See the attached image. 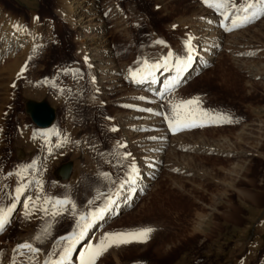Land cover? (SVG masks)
Masks as SVG:
<instances>
[{
  "label": "rangeland",
  "instance_id": "374dc122",
  "mask_svg": "<svg viewBox=\"0 0 264 264\" xmlns=\"http://www.w3.org/2000/svg\"><path fill=\"white\" fill-rule=\"evenodd\" d=\"M68 2L75 6L74 23L66 19ZM218 2L0 0V180H6L0 210L13 203L12 223L0 232V264H53L66 247L74 264H80L81 254L105 234L144 228L152 229L146 240L114 244L95 264H264V6L258 0H227L222 7ZM253 12L258 18L233 26L234 18ZM202 16L208 19L200 25L211 19L222 32L214 59L167 89L158 102L135 93L125 99L129 104H118L122 92L105 89L99 95L93 90L99 72L89 67V57L98 43H108L114 53L127 46L129 53L116 55L118 61L138 65L144 52L148 57L157 52L159 40L183 48L188 33L199 37ZM170 24L175 27L168 29ZM13 28L22 35L17 44L12 36L6 39ZM124 32L127 40L120 35ZM179 55L185 57L184 51ZM124 82L131 86V78ZM92 97L99 107H89ZM197 98L198 103H183ZM28 100L53 108L49 127L33 122ZM79 110L94 121L89 117L92 122L88 118L82 126L75 120ZM113 113H126L128 123L151 127L130 132L114 122L115 131L108 130L101 119ZM137 114H142L140 120ZM67 128L71 146L64 144L67 138L56 137ZM159 129L166 130L167 142L180 138L173 148L167 144L173 150H166L167 165L154 161V183L136 197L131 189L122 193L128 205L123 203L121 215L94 235L97 224L91 226L90 219L126 176L125 154L132 156L137 136ZM28 133L33 134V152L28 153L29 147L19 152L17 140ZM45 149L56 153L49 167L42 161ZM67 163L71 171L64 178L59 169ZM101 175L108 178L107 187L73 196L75 176L96 181ZM11 187L20 191L13 195ZM86 228L91 235L77 242ZM21 244L35 246L40 255L25 259L23 253L30 250L18 248Z\"/></svg>",
  "mask_w": 264,
  "mask_h": 264
},
{
  "label": "bare ground",
  "instance_id": "6f19581e",
  "mask_svg": "<svg viewBox=\"0 0 264 264\" xmlns=\"http://www.w3.org/2000/svg\"><path fill=\"white\" fill-rule=\"evenodd\" d=\"M68 4H69V6L67 5V8H66V19L70 23H72L74 21V18H75V15L73 14L75 6L71 5L70 2H68ZM79 14L81 16L83 15V13H79ZM196 17H198V16H196ZM206 19H208V18L205 16H202L198 19L199 26H201V28H199V31H200L199 37L189 36L190 33H192V31L190 33H188V35H186L185 38L182 37L184 39V47L183 48H181L178 45L173 46L168 41L166 42V41L159 40V41H162V43H159L156 41L159 44L157 52L152 54L151 57L146 56V54L144 52L142 55L141 61L138 65L131 64L130 63L131 61H129V60H125L124 62L118 61L116 55L125 56L129 53L127 46L126 47H125V45L122 46V48L119 50L118 53H116V52L114 53V51H112L108 47V43H105V42H104V44L98 43L99 45L97 44V46H96V52L92 53L91 54L92 56H90V57L88 56L89 57V67L92 69H95L97 72H99V73H94L95 74V76H94L95 80H93V84H94L93 90L97 91L99 95L105 93V91H104L105 89H109L108 92H112V93L122 92V95L117 98V101H115L118 104H129V102H127L125 99L128 96H131V94H135V93L140 94L141 96L145 97L147 100L158 102V100H160V98L165 94V91L167 89H169L170 87L175 88L177 85L182 84L186 78H190L194 72H196L197 70H200L202 67H204L205 65H207L208 63H210L214 59V55L212 53L215 52L217 47L220 45L219 40H220V37L222 36V32L220 33V30L218 29L216 23L212 22L211 19H210V22L207 23V25H205V26L200 25L201 24L200 22H202V20H206ZM100 23H98L96 26H94V28H98L101 25ZM174 27H175V25L173 26L170 24V26H168V29H173ZM120 28H122V27H120ZM102 31H103V29H102ZM95 33H97V32H95ZM120 35L122 37H125V39L128 38V36H129L127 34V32L126 33L125 32L120 33ZM10 36H12L15 39V41L22 38V35H20L19 30L17 28H13L12 32L6 36V39H8ZM95 37H93V38H95ZM189 37H191V52L189 51V47L187 44ZM90 38H92V37H90ZM161 39H163V38H161ZM101 40H102V38H101ZM15 41H14V43L17 44V41L16 42ZM103 41H107V39H104ZM163 46L165 47V49L163 48ZM93 48H95V47H93ZM78 49H81V47ZM179 50L184 51L185 57H181L179 55ZM78 53H80V51ZM80 56L82 58L84 56V53H82ZM189 56H191V59H189ZM145 62H147L148 65H159V66L158 67H146ZM103 63H106V65L103 66ZM13 64H15V63H13ZM135 66H139V68H136ZM12 68H14V67H12ZM8 69H9V67H8ZM96 74L98 75L97 78H96ZM128 78H131V81H132L131 86H124V84H125L124 80H126V79L128 80ZM125 91H127V92H125ZM93 98L94 97L89 99V103H88L89 107H91V108L99 107V105H97L98 101L96 99H93ZM101 103H102V105H108V102L106 103L104 101H101ZM130 104H131V102H130ZM142 108H144V107H142ZM148 108H146V110ZM76 113L77 114L74 113L75 114V120L79 121L82 126H84V124H86L87 121L89 122V120H90V122H92V120L94 121V119L89 115V113L84 111V110H79ZM131 115H134V113ZM140 115H142V114H140ZM116 116H118L119 118H116ZM123 116L128 117L129 115L126 113L125 114H122V113L117 114L116 113L114 115H111L109 118L104 117V119H101L102 121L104 120L103 123H105V126L103 125V127L107 128L108 130L116 129L115 126L118 122H121L124 131H125V129H128L127 131H130V132H132L133 129L137 130L136 128H138V126H139V128L140 127H144V128L151 127L149 125L147 126L146 123L140 124L141 122H138L137 124L128 123V119L123 118ZM139 116L137 114V116H135V117H138V119H139L140 118ZM89 117L92 118V120ZM72 118H74V117H72ZM88 118H89V120H88ZM157 121H159V120H156V122ZM67 122L68 121H66V123ZM69 122L71 123V121H69ZM114 122L115 123L117 122V123L115 124ZM142 122H144V121H142ZM51 123L48 126L40 127V128H47L51 125ZM71 125H68V126H71ZM64 129H66L65 126H64ZM68 130L69 129L67 128V131H65V132L62 131V134L60 133L56 137L62 140V136L65 137L67 135L66 133H68ZM121 132H123V131H121ZM104 133H103L104 136L103 135L100 136L103 139V142L105 141V139L107 137V134H104ZM135 134L137 135L138 133H135ZM82 136H80L81 139H83ZM166 136H167L166 130H160L154 134L147 133L145 135H142V136L140 135V136L136 137V140H135L136 142L134 144L135 145L134 153L132 154L131 157L127 155V157L124 158V160L128 163L127 164V171L125 174L126 176L121 179V181L117 184V188L115 187L114 192L110 195L108 200L105 203H103V205L99 208V209H105V210L97 218V216L95 215L97 213V211L99 210V209H97L90 219V220H92V223L90 224L91 226L93 224H97L96 227L94 228V230L91 231L92 233L94 232V235H97L101 231H103V229L105 227L104 225H107L113 218H116L117 216L121 215L120 210H122V208H126V206L128 205L126 203L129 202V200H127V202H122V200L120 198V197H122L121 196L122 193L126 194L127 191L129 189H131V190L135 191V197H136V196H139L140 194H142L141 192H143V193L146 192L148 184L154 183V180L152 181V179L154 177V174L152 173L153 172L152 167L155 166V164L153 162L156 161L159 163V165L164 166V163L166 164L165 160H167V157H168L166 154V150L167 151L169 150V152L171 154H173L172 148L174 146H176L178 143L179 136H178V138H176L175 136H174V138H170L169 142H167L165 140ZM65 138H67V137H65ZM32 140H33V134H31V133L24 134V135L21 134L20 139L17 140V143L19 144L18 151L20 152L24 148L29 147L28 153L33 152L34 146L32 145L33 144ZM77 140H75V141H77ZM156 140H165V141L161 142V143H157V145H156L154 142ZM97 141H99V140H97ZM60 143H62V142H60ZM168 143L170 144V146H172V148L169 146L170 149H169V147L167 149ZM64 144L66 146L67 145L71 146L73 144V140H70L69 138H67V140H64ZM183 144H184V142H183ZM83 146H84V144L82 145V147ZM118 151L119 150L116 149L113 152H114V154L117 155V153H119ZM128 151L126 153H128ZM52 152H54V151H51V149L50 150L45 149L43 151V153L41 152L42 156L44 158L42 161H43V164L46 165V167H49L54 162V156L56 155V153H52ZM114 154H112V155H114ZM114 157H116V156H114ZM113 162L115 163L116 159L115 160L112 159V164H113ZM87 165H88V163H87ZM156 166H158V165H156ZM83 167H84V165H83ZM169 167H171V166H169ZM114 170H115V168L111 169L112 174L114 173ZM70 171H71V165H69L68 168L65 169V171H64L65 173H63V174L61 173V175L64 178H67L70 174ZM37 172H38V170H37ZM34 174H36V172ZM12 175L13 174H11L10 177ZM35 176H37V175H35ZM14 177H16V176H14ZM73 180L74 181H72V182H75V184H74L75 185V187H74L75 192L73 195L75 198L76 197H82V195L84 193L103 190L104 187H107L109 185L108 178L106 176H102V175L99 176V178L96 181L95 180L89 181V180L81 179V178H78V176H75ZM5 183H6V180L4 181V178L0 180V190H2L4 188ZM10 189H11V192H10L11 194H13V195L17 194L16 189H12V187ZM129 195H131V194H129ZM18 196H16V197H18ZM125 199H127V198H124L123 200H125ZM123 203L126 204V206H123L122 205ZM12 204L7 206L3 210H0V214H6V215H4L6 223H5L4 227L2 229H0V232L4 228H6L8 226V224L12 223V219H11V212H12V207H13ZM9 209H10V211H9ZM87 228L85 230H83L82 236L79 234L77 242L82 240V239L85 240L88 235H91L90 231H88ZM32 248L36 249L35 246H33ZM40 253L41 252L39 250L38 251H31L30 250L29 252L25 251L23 253V255L25 256L24 257L25 259H31L35 255H40ZM71 253L72 252L70 250L68 253L67 259H64L61 262V264H74L76 262V260L73 259ZM1 258H2V256H1ZM60 258H61V255L53 264H56L57 261H60Z\"/></svg>",
  "mask_w": 264,
  "mask_h": 264
},
{
  "label": "snow or ice",
  "instance_id": "6c2138e0",
  "mask_svg": "<svg viewBox=\"0 0 264 264\" xmlns=\"http://www.w3.org/2000/svg\"><path fill=\"white\" fill-rule=\"evenodd\" d=\"M204 2L210 3V0H204ZM227 3V0H219V2L216 4L217 7H222L224 4ZM258 3L262 6H264V0H258ZM252 5L249 4L247 8H251ZM247 9H245L246 11ZM262 11H264V8H262ZM258 18V14L253 12L250 16L245 15L243 17H236L232 20L233 26H239V24L247 23L249 20ZM239 21V24H238ZM159 43H162V41H158ZM189 51L191 52V37H189V40L187 42ZM189 59H191V56H189ZM146 67H158L159 65H148L147 62H145ZM23 71V69H22ZM184 104H195L198 103V98L190 101H185L183 102ZM171 126V125H170ZM115 131V129H113ZM130 155V154H125ZM106 175V174H105ZM20 189H17V192H19ZM57 203H61L58 201ZM105 209H99L97 213L95 214L97 218L99 215L104 211ZM10 211V209H9ZM55 215V213H53ZM4 215L6 214H0V229H2L6 223V220L4 218ZM46 231V230H45ZM152 231L151 228H144V229H139L136 232H130V233H109L105 234L104 237H102L101 242L96 244V245H89L88 249L86 250L85 253L81 254L80 258V264H95L96 259L102 255L104 252L108 250L109 247L112 245H119L122 243H128L131 240H146L148 238V233ZM80 235H83V230L80 232ZM38 238V237H37ZM61 240L63 239H70V237H60ZM104 241H108V243H105ZM18 248H28L31 251H38V249L32 248L31 244H21L18 245ZM70 247H66L64 249V252L61 254L60 261H57L56 264H61V262L64 259H67L68 253L70 251ZM47 264V262H46Z\"/></svg>",
  "mask_w": 264,
  "mask_h": 264
},
{
  "label": "water",
  "instance_id": "95a60500",
  "mask_svg": "<svg viewBox=\"0 0 264 264\" xmlns=\"http://www.w3.org/2000/svg\"><path fill=\"white\" fill-rule=\"evenodd\" d=\"M26 111L35 124L40 127L48 126L54 119L53 108L45 101L28 100L26 102ZM70 165V164H69ZM68 163L60 167L59 172L65 173Z\"/></svg>",
  "mask_w": 264,
  "mask_h": 264
}]
</instances>
